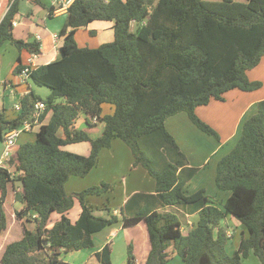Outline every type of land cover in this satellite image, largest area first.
Listing matches in <instances>:
<instances>
[{"label": "trees", "instance_id": "trees-1", "mask_svg": "<svg viewBox=\"0 0 264 264\" xmlns=\"http://www.w3.org/2000/svg\"><path fill=\"white\" fill-rule=\"evenodd\" d=\"M21 1L0 0V48L9 44L28 56L40 55L37 40L13 36ZM26 1L42 5L40 0ZM53 11L48 8V18ZM95 21L112 22L113 40L94 49L79 47L75 33ZM58 36V59L30 72L19 110L13 109L14 116L8 118L7 110L0 109L3 141V133L25 122L33 124L36 103L45 105L39 124L24 131H35L34 142L18 144L8 168H0V237L7 229L4 203L9 185L13 200L22 205L15 212L22 236L5 246L0 264H62V254L92 248V235L117 222L124 228L142 222L146 226L149 251L144 264H166L170 253L179 256L180 264H243L250 255L264 264V100L243 122L233 149L217 162L215 186L230 192L219 206L203 189L186 193L198 168L189 166L165 126L169 117L184 112L199 131L218 140L196 109L223 102L232 90L261 88L260 82L248 80L247 72L264 58V0H74ZM24 67L18 58L12 75ZM8 84L4 81L5 87ZM31 84L46 88L48 96L42 99ZM103 105L111 106L112 114H103ZM81 114L88 127L93 120L104 125L99 137L91 139L76 127ZM115 139L129 149L132 168L142 167L153 178L155 194L144 195L150 199L145 207L128 214L129 204L143 194L132 196L120 208L121 218L96 217L86 200L107 192L108 184L72 194L64 186L71 177L88 175L100 152ZM79 143L89 145L88 155L63 150ZM75 199L80 213L71 222L68 213ZM165 208L197 214V222L183 234L177 216ZM54 214L57 219L51 224ZM227 216L245 230L232 255L226 253ZM24 219L34 220L32 230ZM110 253L106 245L94 257L100 264H111ZM127 261L135 264L131 244Z\"/></svg>", "mask_w": 264, "mask_h": 264}, {"label": "crops", "instance_id": "crops-1", "mask_svg": "<svg viewBox=\"0 0 264 264\" xmlns=\"http://www.w3.org/2000/svg\"><path fill=\"white\" fill-rule=\"evenodd\" d=\"M51 7H54V5L52 4ZM34 17L35 15L33 14L31 4L26 0H22L19 6V14L16 17L15 25H13L12 33H13L14 38L17 40H23V41L37 40L40 43V51H42V53L38 55L37 59L34 61V63L38 67L40 65H45V64H48L58 59L59 57L58 46L60 45L61 41L59 39L56 46H54L53 35L58 34V31L51 32L47 28V26H46V29L44 28L40 30L39 25L33 21ZM60 17L64 18L63 19V24H64L65 13H55L53 11L52 18L47 17V19H57ZM95 22H102V21H95ZM95 22H92L88 25V27L86 28V33L89 34L90 31H94L95 35H91V36L96 37L98 39L99 45L103 43L111 42L114 38L112 22H104V24H99V25L97 24L98 28L96 27L92 28L91 25ZM41 43H43V46H42L43 50L41 47ZM5 46H9V44L4 45L3 47ZM18 52H19V55L16 56L15 54L14 56V59H15L14 66L16 65V61L18 58H20L22 63L26 64V61L29 57L24 50L18 51ZM262 68H264V58L260 61L258 66H256L254 69L247 72V78L249 81L260 82L262 84L260 88L261 90L258 89L260 90L259 92H256L258 90L253 91V92H242L239 90H232V91L227 92L224 95L223 102L211 101L207 106L199 107L196 109L197 116L204 119L206 121V124L208 123L210 124V121L206 119L208 116L204 118L202 114H205L206 109H208V107L211 105L212 106L215 105L214 107L217 108L216 111L226 115L227 117L229 115L230 118L234 119L233 123L231 124L230 130L227 133H225V135H222V134L219 135L217 133L219 135V139H218L219 141L216 139L214 140L213 137L207 136L201 131H199L191 123L187 114L184 112H181V113H178L176 115L169 117L165 122L167 131L174 138V140L180 147L181 151L186 155L189 166L198 168V172L187 183L186 187L190 185L191 183H193L195 180L199 179V181L194 186L195 188H197L196 191L203 189L205 191V195H207L212 201L214 200L211 198V196H209L207 189L204 187L205 183L201 182V179H200L201 169L204 168L203 167L204 164H206L207 166L209 165L210 157L213 156V157H216V161L214 162V171L216 173L217 162L220 160L221 157L226 155L229 151L227 149L228 143L233 142L234 139L235 141L237 140V136H239L237 134L238 132L240 133L243 122L255 112V104L261 100H264V93L261 94L262 90L264 89V83L263 81H260L262 77L259 76L260 70ZM255 73L256 75H254ZM13 78H14L13 81L11 82L7 81L9 84L6 85V87L4 86V83H3V106L2 107H4L6 110L8 108L9 110H13L14 106L19 103L20 98L28 91V89H26L28 88V86L25 87L26 85L19 84V82H17V80L19 79L18 75L13 76ZM32 86L33 85L31 84L30 85L31 89H32ZM215 102H217V104H213ZM103 107H105V105H103L102 108ZM105 109L107 110V113L103 112V114H112L113 108L111 106L109 108L105 107ZM250 110H251V113L248 114ZM13 112L15 114V110H13ZM7 116L8 118H11L14 115L10 116L7 114ZM48 116L46 117L44 123L48 120L49 118ZM97 124L98 123L96 124L93 123L91 127H88L85 129L79 126L78 127L76 126V127L78 129L85 130L88 133L89 137L91 139H94L97 136H99L103 130V129L97 128ZM212 124L213 123H211V125ZM33 132L35 131L33 130ZM33 132L27 133L26 137L31 135L30 136L31 138L32 136H34ZM20 136L16 140V146L18 144H21L27 141L25 140V138L21 139L22 140L21 141ZM185 147L188 148L187 151L184 150ZM89 149L90 147L87 143L71 144V145H67L63 147V150L71 152V153L79 154V155H88ZM132 164H133L132 155L126 152V148H124V146H122V144L120 143L112 142L110 148L103 149L100 152L99 158H98V164L88 173V175H86L83 178L71 177L68 179V181L66 182L64 186L65 192L68 194L70 190V194L77 193L89 187L96 186L97 183L108 184L110 186V189H109L110 191L111 190L110 184H112V182L114 181H118L119 178L122 179V182H123L122 186H124L125 188V184H127L128 182L127 179L130 178L131 179L130 188L127 187L124 189L123 197L119 205L120 207L113 208V207L105 206L104 213L95 212V210H93V215L96 217L107 218L110 214H112L114 216H117L118 218H121L122 214L119 211L120 208L123 207L126 204V202H128V200L132 198V196H134L135 194H141V195L143 194L142 196L137 197L131 204H129V207L126 209V211L129 210L127 211V213L131 214L133 211L138 210L140 206L145 207V205L150 201V199L148 197H145L144 195L155 194V183L153 184L152 182H149V180H147L145 174L139 170L140 169L139 166L136 168H132ZM127 170L134 171V172L129 171V176L128 178L125 179L124 174L125 172H127ZM214 179H215V175H214ZM186 187H185V191L187 193L188 191L186 190ZM211 189L213 188L211 187ZM187 194H191V193L188 192ZM215 196L220 198L219 199L220 202L218 203L222 205L230 196V192L222 191L221 193L217 191L215 192ZM89 197H93V196H89ZM11 198L12 199L10 200V205L8 206H10V208L12 209L14 213V217H15V212L19 211L22 208V205L20 203L15 202L13 200V197ZM7 199H8V194H7L6 201L4 203V210L6 214L8 213ZM170 209L171 208H168V209L165 208L163 210L169 211ZM71 210L68 214V217L71 220V222H74L78 218L80 210L79 208L73 210L74 211L73 217L71 216L72 215ZM54 215H52V217ZM32 216H33L32 218H35V214H32ZM186 216H188V220L186 221L187 226L182 225V228H181L183 234H186L187 231L195 224L194 222L192 223L190 221L191 219H193L192 215H186ZM52 217H51V224L57 219V215L55 216L54 219ZM12 219L14 220V218ZM14 222L16 221L14 220ZM23 222L27 229L32 230L34 228L35 222L33 219L31 220L24 219ZM224 225L227 227V236H228L227 244L229 243V246H230L232 243L231 241H234V243H232V245L229 247L230 250H232L231 252H233L235 248L237 249L239 245V240L241 239V237L245 236V230L243 226L231 216L226 217L224 221ZM232 226H234L235 230H231ZM184 230H186L185 233H184ZM238 232L241 235V237L239 238L238 236H236V233ZM134 233H135L136 238L133 237ZM21 236H22V230L20 231L19 239L21 238ZM92 236H93V247L90 249L82 250V251H88V254L90 253L88 258L92 257L96 260V258L94 257V254L99 252L104 246L107 245L110 247V251H111L110 253L111 264H128L127 257H126V248H127V245L130 243V241L133 243L135 239L137 241V245L136 244L132 245L133 254H134V257L136 258L134 263L144 264L146 255L149 251V241H148V234H147L146 226L144 225L143 222L138 224L137 226L129 227V228H124L121 222H117L109 227H106L100 232L94 233ZM141 238H142V243H139ZM227 244H226V248H227ZM3 250L0 251V254H2ZM79 252L80 251L62 254L60 257V262L62 264H70L69 262L64 261V256L72 257L74 258V260L77 261V257L80 256ZM168 252H170V249L168 250ZM170 254L171 255H169L168 259L171 257H174L172 256L173 255L172 253ZM250 256H253V255H250ZM250 256L248 257V259L250 258ZM252 261H254L253 262L254 264H260L258 259L252 260Z\"/></svg>", "mask_w": 264, "mask_h": 264}, {"label": "rangeland", "instance_id": "rangeland-1", "mask_svg": "<svg viewBox=\"0 0 264 264\" xmlns=\"http://www.w3.org/2000/svg\"><path fill=\"white\" fill-rule=\"evenodd\" d=\"M205 1H220V0H205ZM233 1L240 2V3H244L245 2V0H233ZM40 2L44 6H42L40 4H37L35 6L31 5L32 10H33V14L35 15V17L33 18L34 19L33 21L36 22L39 25L40 30L44 29V28L46 29V26H47V28L51 32L52 31H56V32L58 31L59 32L60 28L63 25V19L64 18L60 17V18H57V19H47L48 8L51 7V5L54 3V0H40ZM97 24L98 25L99 24H104V22H95V23H93L91 25L92 28H95V27L98 28ZM74 40L76 41V44L79 47H82V48L94 49V48L98 47V45H99L98 39L96 37H93V36L89 35L88 33H86V29L78 30L75 33V35H74ZM42 46H43V43H41V47ZM44 49H45V47H44ZM42 50H43V47H42ZM41 53H42V51H41ZM15 54H16V56H18L19 52H18V49L16 47H14V46H10L9 45V46L2 47L0 49V109L3 106V83H4V81H10L11 82L14 79L11 72L13 70V66H14V63H15V59H14ZM254 75H256V73ZM259 76L262 77V79L260 81H263V83H264V68H262L260 70ZM17 82H19V79L17 80ZM32 90L37 95H39L42 99H45L48 96V94H49V91L46 88H38V87H36L34 85L32 86ZM260 90H258L256 92H259ZM263 93H264V89L262 90L261 94H263ZM213 104H217V102H215ZM214 106L215 105L209 106L208 109H206L205 114H202V115L204 116V118L207 117V116L209 117V118L207 117L206 119H208V121H210V124L208 122L207 123L209 125H211V123H213L211 125L212 127L210 126L213 130L215 129L216 132L219 135H221V134L225 135V133H227L230 130L231 124L233 123L234 119L230 118L229 115L227 117L226 115L216 111L217 108H215ZM105 107L109 108L110 106L109 105H105ZM105 107H103V110H104L103 112L107 113V110L105 109ZM217 112H218V114H217ZM250 113H251V110L248 112V114H250ZM7 114L10 115V116H13L14 112H13V110H9V108H8L7 109ZM198 118L201 119L204 123H206V121L204 119H202L200 117H198ZM76 126L77 127L78 126L82 127L83 129L88 128V126L85 123L84 115H82V114L79 115L78 119L76 120ZM97 128L104 129L103 124L102 123H98L97 124ZM101 133H100V135H101ZM240 133H241V130H240ZM240 133L238 132L237 135H239V136H237V140L236 141L239 140ZM26 135H27L26 132L25 133L22 132L21 136H20V140L25 138V140H27L25 142H34V136H32L30 138L31 135L27 136V137H26ZM62 135L63 134L61 132H58V136L61 137ZM99 136H97V137H99ZM3 137H4V133L2 134V139H3ZM236 141L234 139L233 140L234 143L233 142H229L228 143V145H227V149L229 150L228 153L233 149L234 145L236 144ZM25 142H23V143H25ZM113 142H117V143L122 144V146H124V148H126V152L128 154H131L129 149L126 147V145H124V143L121 142L119 139H115V141H113ZM2 149H3V141L0 140V155H1ZM187 149L188 148H186V147L184 148V150H186V151H187ZM215 161H216V157L211 156L210 160H209V165L207 166L206 164H204V166H203L204 168L201 169L200 179H201L202 183H205L204 187L207 189V191L209 193V196H211V198L214 200V202L217 205H221V204L218 203V202H220V200H219L220 198L215 196V192H217V191L222 193V191H219L216 188L215 183H214V175H215L214 162ZM139 168H140L139 170L145 174L147 180H149V182H152L154 184L153 178L149 176L147 171L145 169L141 168V167H139ZM129 171L127 170V172H125V174H124V178L125 179L128 178ZM212 171H214V172H212ZM130 172H134V171H130ZM130 180H131L130 178L127 179L128 182H127V184H125V188H127V187L130 188ZM198 181H199V179L195 180L193 183H191L187 187L185 186L186 190L189 193L195 192L197 188H195L194 186H195V184ZM122 184H123L122 179L119 178L118 181H114V182H112V184H110L111 185V190L110 191L108 190L107 192H105V193H103V194H101L99 196L89 197L86 200V203L89 206H91L93 208V210H95V212H101V213L102 212L104 213L105 206L113 207V208L120 207L119 205L121 203V200H122V197H123V193H124V189H125L124 186H122ZM96 185L98 186L100 184L97 183ZM211 187L213 189H211ZM68 194H70V190H69ZM11 197H13V191H12L11 185H9V188H8V199H7L8 213L6 214L7 231L4 232L3 235L0 238V251L3 250L5 248V246L8 245V243L19 240L20 231L22 230V227H20V224L18 223V221L14 217V213H13L12 209L10 208V206H8V205H10V200L12 199ZM74 204L75 205H74V207L71 210V212H72L71 216L72 217H73V212H74L73 210H75L77 208H79V210H80L79 201H77L75 199V203ZM169 211H170V213H173V214H175L177 216L178 220L181 222V224L183 226H187L186 225V221L188 220V216H186V214H184V212L180 211L178 208H171ZM55 216L56 215H54L52 218L54 219ZM192 216H193V219H191L190 221L192 223L193 222L196 223L197 219H198L197 214H192ZM12 218H14V220L16 222H14V220ZM232 225H233V223H232ZM231 230H235L234 226L231 227ZM185 232H186V230H184V233ZM236 236H238V238L241 237L239 232L236 233ZM133 237L136 238L135 233H134ZM240 240H239V243H240ZM231 242L234 243V241H231ZM139 243H142V238L140 239ZM232 243H231V245H232ZM129 244H131V245L136 244L137 245V241L134 239V242L132 243L130 241ZM128 245H127V248H128ZM230 246H229V243H228L227 244V248H226V253L228 255H232V253L236 250V248H235V250L233 252H231L232 250H230V248H229ZM127 248H126V257H127ZM172 254H173L172 256H174V257L169 258L166 264H180L179 256L176 253H172ZM79 255L80 256L77 257V261L74 260V258L69 257V256L68 257L64 256V261H67L70 264H85V263L86 264H98V262L94 258H92V257L88 258V256L90 255V253L88 254V251H80ZM0 257H1V254H0ZM256 259H257L256 257L250 256L249 259L246 258L243 261V264H254L253 263L254 261H252V260H256ZM135 260H136V258L134 257V262H135Z\"/></svg>", "mask_w": 264, "mask_h": 264}, {"label": "built area", "instance_id": "built-area-1", "mask_svg": "<svg viewBox=\"0 0 264 264\" xmlns=\"http://www.w3.org/2000/svg\"><path fill=\"white\" fill-rule=\"evenodd\" d=\"M74 0H54V12L55 13H66L68 7L71 5V3ZM105 2H107L108 0H104ZM13 25H15V22L13 23ZM59 40V36L58 34H54L53 35V43L54 46H56L57 42ZM38 55L37 54H30L25 67L22 69V71L18 74V78H19V84H23L28 86V78H29V74L30 72L37 68L36 64L34 63V61L37 59ZM27 93V92H26ZM25 93V94H26ZM20 108L19 103L16 104L14 106V109L16 111H18ZM45 109V105L43 102H38L34 105V112H33V124L29 123V122H25L21 128L19 129H15L13 131H10L8 133L4 134L3 137V149L0 155V168H8V162L13 154V152L15 151L16 148V140L17 138L20 136V134L24 131H30L32 129L33 125H37L39 124V118L41 116V114L43 113ZM96 121L93 120V123H95ZM96 124V123H95Z\"/></svg>", "mask_w": 264, "mask_h": 264}]
</instances>
